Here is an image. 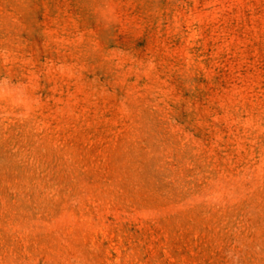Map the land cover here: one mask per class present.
<instances>
[{
	"label": "rangeland",
	"instance_id": "rangeland-1",
	"mask_svg": "<svg viewBox=\"0 0 264 264\" xmlns=\"http://www.w3.org/2000/svg\"><path fill=\"white\" fill-rule=\"evenodd\" d=\"M0 264H264V0H0Z\"/></svg>",
	"mask_w": 264,
	"mask_h": 264
}]
</instances>
